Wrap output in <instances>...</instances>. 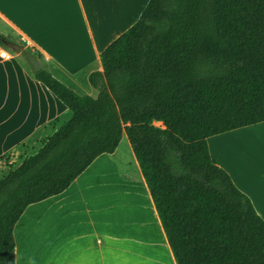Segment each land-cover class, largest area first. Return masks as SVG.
Masks as SVG:
<instances>
[{
	"label": "trees",
	"instance_id": "trees-1",
	"mask_svg": "<svg viewBox=\"0 0 264 264\" xmlns=\"http://www.w3.org/2000/svg\"><path fill=\"white\" fill-rule=\"evenodd\" d=\"M100 60L96 96L33 73L70 115L0 177V264H15L25 208L64 191L123 133L176 264H264V220L207 143L264 121V0H147Z\"/></svg>",
	"mask_w": 264,
	"mask_h": 264
},
{
	"label": "crops",
	"instance_id": "crops-1",
	"mask_svg": "<svg viewBox=\"0 0 264 264\" xmlns=\"http://www.w3.org/2000/svg\"><path fill=\"white\" fill-rule=\"evenodd\" d=\"M126 2L123 23H112L99 0H0V33L38 53L42 67L73 91L93 96L88 76L102 70L100 53L136 21L147 0ZM3 49L9 56H0V158L21 157L70 111L35 78L23 54ZM254 129L264 130V121L209 136L207 143L264 220V150L239 155L229 146ZM13 235L15 264H176L125 133L64 191L29 204Z\"/></svg>",
	"mask_w": 264,
	"mask_h": 264
},
{
	"label": "rangeland",
	"instance_id": "rangeland-1",
	"mask_svg": "<svg viewBox=\"0 0 264 264\" xmlns=\"http://www.w3.org/2000/svg\"><path fill=\"white\" fill-rule=\"evenodd\" d=\"M139 1V0H138ZM125 0H99L100 3V10L104 9L105 19L107 22H116L119 23L121 21L123 23V16L126 14L124 13L123 16H119L120 9L124 4ZM134 2V0H132ZM131 3L126 2V7H130ZM134 6V4L132 3ZM119 11V12H118ZM93 96H96V91H94ZM159 125L160 123H155ZM256 130V129H254ZM241 140L233 141L229 144L235 151L238 152L240 155L241 152L244 151H254L256 152L258 149L261 151L264 150V130L261 131H250V134L247 137V140L243 142ZM40 145L36 146L30 152L26 150V155H20L21 157L17 156V153H8L0 158V177L5 175L9 170L14 169L18 163L21 161V158H24L34 152ZM22 151V150H21Z\"/></svg>",
	"mask_w": 264,
	"mask_h": 264
},
{
	"label": "water",
	"instance_id": "water-1",
	"mask_svg": "<svg viewBox=\"0 0 264 264\" xmlns=\"http://www.w3.org/2000/svg\"><path fill=\"white\" fill-rule=\"evenodd\" d=\"M2 43L13 50L16 53H21L24 55L25 59L27 60L28 64L30 65V68L33 73L37 72L42 68L41 61L35 56L31 51L24 48V46L18 42L7 40V39H1Z\"/></svg>",
	"mask_w": 264,
	"mask_h": 264
},
{
	"label": "built area",
	"instance_id": "built-area-1",
	"mask_svg": "<svg viewBox=\"0 0 264 264\" xmlns=\"http://www.w3.org/2000/svg\"><path fill=\"white\" fill-rule=\"evenodd\" d=\"M0 56L1 57H4V58H7L8 56H9V53L6 51V50H2L1 52H0Z\"/></svg>",
	"mask_w": 264,
	"mask_h": 264
}]
</instances>
